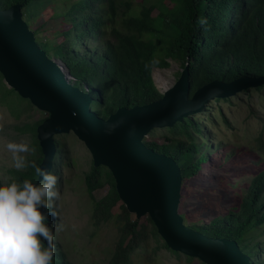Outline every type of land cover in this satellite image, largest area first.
Wrapping results in <instances>:
<instances>
[{
	"label": "trees",
	"instance_id": "trees-1",
	"mask_svg": "<svg viewBox=\"0 0 264 264\" xmlns=\"http://www.w3.org/2000/svg\"><path fill=\"white\" fill-rule=\"evenodd\" d=\"M42 2L0 0V8L19 3L30 27L29 17L34 18ZM121 5L124 6L122 30L114 27ZM154 9H157L156 14H153ZM61 16L63 26L57 31L61 36L59 42L41 40L39 36L35 40L48 57L59 60L67 68L73 77L71 83L90 94L91 110L104 118L120 106L158 99L161 93L153 82L152 70L168 66L167 58L179 60L182 67L188 61L191 93L214 79L229 82L264 75V0H141L135 8L131 0H75ZM200 19L206 20V24H200ZM30 28L34 34L38 32V27ZM97 37H104L103 43L88 46L89 41H96ZM263 87L264 84L255 88ZM10 95L18 97L15 105L8 102ZM0 98L6 101L14 117H30L33 106L29 100L7 87L1 74ZM42 120L25 121L15 126L18 131L31 134V153L26 157L28 167L10 170L9 182L22 184L24 180L32 183L36 180L38 174L31 163L39 167L42 159L35 131ZM165 128L168 133L164 134L163 142L151 138H144L143 142L174 158L181 168L179 213L183 223L210 237L235 240L253 264H264V260L257 261L264 255V240H257L264 237V166L245 188L227 182L222 191H234L233 203L226 209L217 206L210 222L199 223L202 210L191 212L181 208L183 200L189 196L186 180L198 176L203 166L211 163L223 166L228 154L221 152V159L214 155V146L207 140L212 139L211 132L193 116ZM55 143L57 148L63 146L60 141L55 140ZM215 178L213 176L212 180ZM84 181L91 199L95 189L104 183L110 186L105 197L94 201V219L105 220L113 215L117 203L121 208L120 235L106 264H130L132 253L145 238L139 228V219L119 199L114 179L105 166L92 164ZM0 183H3L1 179ZM39 210L46 216L45 222L53 217V209L41 207ZM147 218L152 233L160 238L149 216ZM42 243L46 246L47 242L42 240ZM54 244L52 264H70L59 244ZM160 247L169 249L163 240Z\"/></svg>",
	"mask_w": 264,
	"mask_h": 264
},
{
	"label": "water",
	"instance_id": "water-1",
	"mask_svg": "<svg viewBox=\"0 0 264 264\" xmlns=\"http://www.w3.org/2000/svg\"><path fill=\"white\" fill-rule=\"evenodd\" d=\"M0 74L7 87L47 113L35 129L42 153L39 167L51 171L55 135L72 132L89 151L93 166L110 171L126 209L136 218L147 214L170 250L205 264H253L235 240L210 237L183 223L181 168L143 140L155 128L171 127L203 111L214 98L264 84V75L229 82L214 79L191 93L187 61L158 99L120 106L104 118L91 110L90 94L71 83L67 68L38 45L19 3L0 8ZM41 180L37 176L33 184Z\"/></svg>",
	"mask_w": 264,
	"mask_h": 264
},
{
	"label": "rangeland",
	"instance_id": "rangeland-1",
	"mask_svg": "<svg viewBox=\"0 0 264 264\" xmlns=\"http://www.w3.org/2000/svg\"><path fill=\"white\" fill-rule=\"evenodd\" d=\"M74 1L43 0L35 11L34 18L29 17L31 26L38 27L35 39L39 36L41 40L59 42L61 36L57 35V31L63 26L61 14L67 11ZM140 1L131 0V4L135 8ZM167 4L171 3L167 1ZM122 9L123 5L118 6V16L114 23V27L120 30L123 29ZM156 13L157 9H154L153 14ZM107 30L109 32L110 27ZM103 41L104 37H97L96 41H89L88 46L102 44ZM166 60L168 66L154 67L152 70L153 82L160 93L176 81L183 68L179 60L172 58ZM57 61L66 70V67ZM72 78L70 76L69 79ZM7 100L15 105L18 97L10 95ZM5 102L0 98V179L2 182H9L12 178L10 170L15 168L12 166L11 153L6 150V143L26 142L30 151L22 155L26 158L31 153V134L18 131L15 126L25 121L41 120L47 113L33 106L29 118L25 115L16 118ZM205 107L203 111L192 116L211 132L212 139L207 140L214 146V155L221 159L222 152L228 154V157L223 160V166L218 167L213 163L203 166L198 176L186 180L189 196L183 200L181 208L191 212L202 210L198 217L199 223L210 222L216 215L217 206L226 209L233 203L234 191L231 189L222 191L227 182L240 189L245 188L264 166V87L259 90L249 88L228 98H214ZM166 133H168L166 128H155L146 138L160 143L164 141L163 136ZM54 138L63 144L56 150L54 165L50 171L58 177L57 189L60 192V199L55 202L53 210L59 217L53 216L45 223L53 231L54 242L59 244L70 264H106L120 235L119 203L110 217L105 220L94 219L92 216L94 201L105 197L110 186L104 183L95 189L91 199L84 181L85 173L92 165L89 151L72 132L58 134ZM213 176L217 178L212 180ZM209 181L212 183L209 184ZM147 216L146 214L138 218L139 228L145 234V238L132 253L130 264H205L198 258L191 257L189 261L186 259L187 256L181 253L177 255L167 248L160 247L162 239L152 233V225ZM60 222L65 225V229L56 232L55 225ZM257 240L263 241L264 237ZM263 260L264 255H260L257 261Z\"/></svg>",
	"mask_w": 264,
	"mask_h": 264
},
{
	"label": "clouds",
	"instance_id": "clouds-1",
	"mask_svg": "<svg viewBox=\"0 0 264 264\" xmlns=\"http://www.w3.org/2000/svg\"><path fill=\"white\" fill-rule=\"evenodd\" d=\"M199 23L206 24V20L200 19ZM5 147L11 153L12 166L16 170L29 166L22 155L30 151L26 142L9 141ZM31 167L42 177L38 185L29 180L22 184L16 181L0 183V264H52L55 255L53 231L39 209H53L60 199L58 177L35 162ZM52 215L58 216L53 210ZM64 229L62 222L55 225L56 232ZM42 240L47 242L46 246Z\"/></svg>",
	"mask_w": 264,
	"mask_h": 264
}]
</instances>
